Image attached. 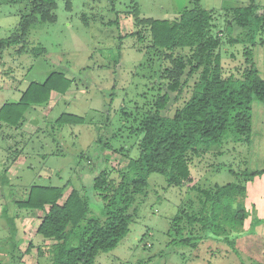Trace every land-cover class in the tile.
Here are the masks:
<instances>
[{
	"label": "rangeland",
	"instance_id": "obj_1",
	"mask_svg": "<svg viewBox=\"0 0 264 264\" xmlns=\"http://www.w3.org/2000/svg\"><path fill=\"white\" fill-rule=\"evenodd\" d=\"M112 1L113 5L111 0H72L68 10L65 0H56L55 21L33 23L23 51H17L20 45L0 51V86L6 91L0 90V101H16L30 82L44 81L51 71H61L71 80L64 94L52 92L50 102L27 109L25 126L32 132L21 127L0 129V264L51 262L53 241L36 234L42 212L14 203L26 198L31 185H65L63 199L71 188L80 190L89 202V214L103 222V201L92 189L93 177L104 169L117 184L119 170L138 155L139 134L133 119L150 110L164 88L159 77L162 60L148 46L146 31L142 39L131 34L140 29L131 12L137 8L142 18L172 19L193 2ZM198 1L211 11L210 32L220 39L224 74L236 76L244 60V44H229L228 39L243 30L229 25L233 16L229 11L248 2L262 7L264 0ZM29 12V0H0V38L15 32L20 16ZM262 37L264 27L257 41ZM201 76L188 79L180 98L163 111L166 116L198 93ZM62 112L79 115L83 122L59 124L56 119ZM252 113L248 143L230 128L221 142L199 146L190 163V184L168 185L163 175L150 174L147 185L133 194L129 232L114 248L100 252L94 264H264V174L247 179L239 172L264 168V102H257ZM107 143L111 148L102 150ZM227 183L245 191L214 209L208 202L202 220L206 228L195 223L186 230L184 220L173 221L182 211L200 210L198 189L213 193L215 184ZM6 217H12L11 231ZM83 225L71 234L70 245L80 243L77 234ZM190 233L196 236V246L177 243ZM29 243L32 247L26 251Z\"/></svg>",
	"mask_w": 264,
	"mask_h": 264
},
{
	"label": "trees",
	"instance_id": "obj_2",
	"mask_svg": "<svg viewBox=\"0 0 264 264\" xmlns=\"http://www.w3.org/2000/svg\"><path fill=\"white\" fill-rule=\"evenodd\" d=\"M71 1L65 0L68 10ZM192 2L191 8H186L172 19L142 18L137 8L131 12L140 28L131 34L142 39L146 31L148 46L162 60L159 77L163 80L164 92L156 95L150 110L133 119L139 134L138 155L128 158L125 167L119 170L121 180L114 183L107 178L104 169L93 177L92 189L103 201L104 221L100 222L89 214V202L80 190L71 188L63 199L65 185L33 184L28 188L26 198L14 201L18 208L42 212L36 234L53 241L50 264H94L100 252L114 248L129 232V210L135 199L133 194L147 185L150 174L163 175L168 185H188L193 181L191 159L199 154V146L207 147L221 142L230 128L244 142L250 141L253 106L257 102H264V65L260 62L264 37L257 41L264 27V6L248 2L229 11L233 15L229 25L243 30V34H238L237 38L228 39L229 44H244V60L238 68L241 71L234 76V73L224 74L220 39L210 32L211 11L202 8L198 0ZM111 3L113 5L112 0ZM29 4L30 12L20 16L15 32L0 38V51L14 45H20L18 52L23 51L33 23L55 21L53 11L56 0H29ZM197 73L202 74L198 93L182 107H177L171 116H166L163 111L170 101L180 98L188 79ZM70 84L71 80L57 70L51 71L42 82H30L16 101H5L0 106V129L3 126L21 127L30 106L47 104L52 92L64 94ZM56 120L59 124H76L83 122V117L62 112ZM101 148L105 150L111 146L107 143ZM239 172L251 179L263 175L264 168H245ZM244 191V187L232 183L215 184L213 193L198 189L202 204L200 210L190 214L182 211L173 221L179 224L184 220L186 225L182 227L186 230L195 223L200 229L206 228L202 220L208 202L214 209L223 200ZM215 216H219V213ZM237 217L238 221L243 220L239 207ZM11 218L6 217L10 231L14 229ZM81 222L84 229L77 234L81 241L77 245H70V236ZM195 238L190 233L175 240L180 245L194 247L197 244ZM31 247L29 243L26 251Z\"/></svg>",
	"mask_w": 264,
	"mask_h": 264
},
{
	"label": "crops",
	"instance_id": "obj_3",
	"mask_svg": "<svg viewBox=\"0 0 264 264\" xmlns=\"http://www.w3.org/2000/svg\"><path fill=\"white\" fill-rule=\"evenodd\" d=\"M1 88H0V90H2L3 92H6L5 91V89H4V86L1 84V86H0ZM6 90H8L7 88H6ZM20 95H21V92L19 93V94H17V98L16 99H18L19 97H20ZM52 95H53V93L51 94V97H52ZM5 99V98H4ZM51 99V98H50ZM6 100H1L0 101V106L5 102ZM50 102V101H49ZM25 119H26V116H25ZM32 119H35L36 120V118H32ZM34 120V121H35ZM25 120H24V122H23V125L21 126V129L23 128V129H25L28 133L29 132H32L33 130L32 129H30L29 130V128L27 129V127L25 126ZM2 211V210H1Z\"/></svg>",
	"mask_w": 264,
	"mask_h": 264
}]
</instances>
